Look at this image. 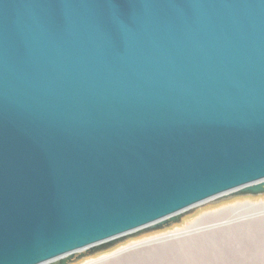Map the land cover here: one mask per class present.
I'll return each instance as SVG.
<instances>
[{
  "label": "water",
  "instance_id": "obj_1",
  "mask_svg": "<svg viewBox=\"0 0 264 264\" xmlns=\"http://www.w3.org/2000/svg\"><path fill=\"white\" fill-rule=\"evenodd\" d=\"M260 195L264 0H0V264Z\"/></svg>",
  "mask_w": 264,
  "mask_h": 264
},
{
  "label": "rangeland",
  "instance_id": "obj_2",
  "mask_svg": "<svg viewBox=\"0 0 264 264\" xmlns=\"http://www.w3.org/2000/svg\"><path fill=\"white\" fill-rule=\"evenodd\" d=\"M73 264H264V195L200 205Z\"/></svg>",
  "mask_w": 264,
  "mask_h": 264
}]
</instances>
